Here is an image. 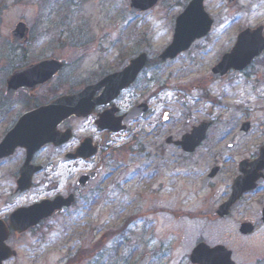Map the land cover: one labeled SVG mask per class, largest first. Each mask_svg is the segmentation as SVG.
Here are the masks:
<instances>
[{
  "label": "rangeland",
  "instance_id": "obj_1",
  "mask_svg": "<svg viewBox=\"0 0 264 264\" xmlns=\"http://www.w3.org/2000/svg\"><path fill=\"white\" fill-rule=\"evenodd\" d=\"M189 1L161 0L148 11L132 14L129 0H0V80L15 68L49 57L72 66L82 57L90 63L97 49L111 47L116 54L125 43L126 64L140 52L147 53L148 62L156 60L159 64L158 54L171 41L170 21L175 20ZM203 4L213 20H243L249 26L264 24V0H238L231 5L227 0H204ZM19 21L28 27L33 43L24 51L15 52L9 35ZM221 50L207 59H218ZM180 59L160 61L157 69L144 70L126 89V110L153 94L151 112L129 123L126 145L133 143L134 148L127 152L120 145L109 163L108 170L113 176L105 183L96 207L69 222L54 219L47 230L27 234L14 242L19 256L7 264H136L146 254L150 257L148 264H191L190 252L201 241L231 250L236 264H264V225L260 213L264 196L242 202L227 219H219L214 213L220 203L218 191L216 194L202 191L197 179L180 172L165 173L167 167L161 166L160 158L151 160V165L159 167V173L148 178L146 184H140L141 160L133 152L135 146L156 142L153 133L156 125L183 130L189 124L188 118L191 122L208 108L213 109L212 116L216 118L222 110L214 108L224 98L237 102L245 96V91L251 92V98L264 99L263 68H257L245 83L225 85L209 81L193 89L197 76L205 72L180 71L177 68ZM178 85L186 88L184 92L191 100L204 97L194 110L190 106L191 113L169 88ZM262 101L253 98L251 105L255 109L264 104ZM238 107L236 104V110ZM260 108L264 111V106ZM164 112L170 118L165 124L161 121ZM263 117L264 112H259L257 118ZM174 164L183 172L190 166L184 160L173 159ZM151 168L148 171L155 167ZM216 189L215 185L214 192ZM86 214L97 217L94 231L87 227ZM247 219L253 220L255 227L250 234L242 235L238 229ZM86 252L94 255L85 258Z\"/></svg>",
  "mask_w": 264,
  "mask_h": 264
},
{
  "label": "flooded vegetation",
  "instance_id": "obj_2",
  "mask_svg": "<svg viewBox=\"0 0 264 264\" xmlns=\"http://www.w3.org/2000/svg\"><path fill=\"white\" fill-rule=\"evenodd\" d=\"M207 21L206 33L195 38L186 50L165 60H161L158 54L157 60L166 62L181 57L177 65L180 71L202 69L201 71L205 73L197 76L193 89H198L209 81H219L225 85H232L237 81L245 83L255 75L257 68L264 69L263 49L236 75L229 77L233 72V69H229L224 75L215 77L212 73L213 68L222 56L236 45L240 33L247 29L252 31L262 27L264 37V24L249 26L244 24L243 20ZM169 29L172 39L176 29L185 34L189 28L181 22L177 24V20H171ZM30 36L32 35L28 34L26 41L18 46L10 43L11 49L15 52L24 51L33 43ZM248 44L249 42H245L243 45ZM109 46H113V43ZM219 50L221 54L218 59L214 61L207 59ZM159 64L156 60L150 63L147 58L140 74L149 68L157 69ZM124 68H126V43L123 48L117 50L116 54L111 47L97 49L95 58L90 63L84 57L74 66L62 61L61 68L49 81L36 87L18 88L10 99L6 98L8 76L1 78L0 143L6 134L15 128L24 113L48 105L61 97L75 96L78 106V113L68 114L57 123L55 129L61 140L57 145L47 142L31 155L24 146H17L11 154L0 158V230L6 228L8 236L5 243L16 251V256L10 260L19 256L18 249L13 245L14 242L21 241L27 234L32 235L47 230L54 219L61 218L64 222H69L77 215L80 218L96 207L97 198L105 190L109 178L113 176V172L108 170L109 163L118 153L120 145H123L125 151L132 152L134 144L126 145V112L136 104L126 110V87L121 88L116 95H112L114 91L106 92L104 81L109 75L119 73ZM169 88L175 94L177 101L186 107L188 113H191L190 106L194 110L195 105L203 103L204 97L191 100L187 92H184L185 87L178 85ZM249 93L251 94L250 91ZM250 94L245 91V96L239 98L237 102H230L224 98L223 103L220 102V105L214 108L222 110L221 113L216 114V118L212 116L213 109L208 108L202 116L194 118L193 121L190 122L188 118L189 124L183 130L156 125L153 131L157 138L156 142L135 146L136 150L133 152L138 153L141 160L138 170L140 184H146L148 178L159 173V167L151 165V160L160 158L161 166L167 167L165 173L180 172L181 175L197 179L200 190H208L212 194L218 191L219 205L230 198L236 181L245 185L251 184L253 187L242 193L240 199L230 207L229 212L244 201L249 202L256 196H264V159H260L261 151L264 149V117L257 118L259 112H264L260 108L264 104L255 109L251 105L253 98L257 101L263 100L261 103H264V99L258 96L251 98ZM152 99L153 94L145 96L141 102L148 106L145 115L151 112ZM236 104L239 106L237 110ZM169 120L168 113L164 112L161 121L165 124ZM203 124L206 125V129L202 139L199 140L194 136L195 128ZM112 128L122 129L113 131ZM185 141L189 143L187 146L182 145ZM173 159L178 162L189 161L188 170L179 171L180 163L172 166ZM203 164L205 166L202 167ZM151 167L155 168L148 171V168L152 169ZM195 167L199 169L196 170ZM28 173L29 187L14 195L18 181ZM260 179L263 181L258 183ZM215 185L218 189L214 192ZM158 186L160 189L163 187L162 183ZM56 197L71 198L72 203L70 206L62 207L52 216L40 220L21 235L10 228L9 219L12 213L41 201H51ZM260 208L262 214L264 205H260ZM87 215L85 216L87 227L90 231H94L97 228V217ZM243 222H250L253 228L255 227L253 220L247 219L241 223ZM85 255V258H89L94 253L88 255L86 252ZM10 260L3 264L9 263Z\"/></svg>",
  "mask_w": 264,
  "mask_h": 264
},
{
  "label": "water",
  "instance_id": "obj_3",
  "mask_svg": "<svg viewBox=\"0 0 264 264\" xmlns=\"http://www.w3.org/2000/svg\"><path fill=\"white\" fill-rule=\"evenodd\" d=\"M161 0H129V10L131 13H142L154 8ZM204 0H191L184 10L176 17L177 24H185L189 29L182 34L176 29L171 43L159 55L162 60L175 57L179 52L186 50L190 43L197 37H200L207 31V20H212L205 12L203 7ZM231 3L233 0H228ZM194 27V28H193ZM28 29L23 22H18L11 31L12 42L20 44L26 41ZM249 42L247 46L244 43ZM264 49V38L262 37V27L253 31L244 30L240 33L236 45L230 52L224 54L218 64L213 68V75L219 77L224 75L229 69L233 72L229 77L234 76L237 71L242 70L251 59L259 55ZM146 61V54L141 53L129 61V64L121 72L109 75L104 81L106 92L116 95L121 88L128 87L137 77ZM61 62L48 58L29 65L23 69L16 70L12 73L6 82L7 98H11L15 90L19 87H36L46 82L51 76L60 69ZM78 106L75 96L61 97L33 111L27 112L20 119L16 127L11 130L0 143V157L12 153L16 146H24L31 155L43 144L53 142L55 145L61 142L60 135L56 131L57 123L66 115L77 112ZM146 111V105L140 104L134 106L126 113V122L138 118ZM24 124V125H23ZM29 124V125H28ZM122 128H112L118 131ZM126 129L128 127L126 126ZM206 125H200L195 128L194 136L202 139ZM189 144V143H188ZM187 141L182 145L187 146ZM192 149V148H190ZM260 159H264V149L261 151ZM264 167V166H263ZM260 179L258 183H261ZM30 174L23 176L18 181V188L14 195L29 187ZM205 184H203L204 186ZM253 187L251 184L235 182L232 188L230 198L222 203L216 210V215L220 218H226L229 209L242 193ZM71 198L63 199L57 197L52 201H42L32 206L21 208L12 213L10 216V228L20 235L27 229L34 227L40 220L52 216L55 212L60 211L63 206L71 204ZM262 222L264 223V209L262 212ZM4 229V228H3ZM253 227L249 223H242L240 233L248 235ZM6 228L0 230V264L3 261L16 256V252L11 250L5 244L7 239ZM231 251L222 245L210 247L200 242L191 251L189 259L192 264H235L231 259ZM149 256H143L137 264H148Z\"/></svg>",
  "mask_w": 264,
  "mask_h": 264
}]
</instances>
